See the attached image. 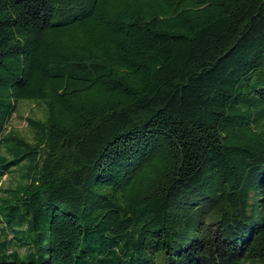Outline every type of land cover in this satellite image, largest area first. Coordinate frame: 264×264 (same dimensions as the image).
Here are the masks:
<instances>
[{"label":"trees","instance_id":"1","mask_svg":"<svg viewBox=\"0 0 264 264\" xmlns=\"http://www.w3.org/2000/svg\"><path fill=\"white\" fill-rule=\"evenodd\" d=\"M15 170L0 264H264V0H0Z\"/></svg>","mask_w":264,"mask_h":264},{"label":"rangeland","instance_id":"2","mask_svg":"<svg viewBox=\"0 0 264 264\" xmlns=\"http://www.w3.org/2000/svg\"><path fill=\"white\" fill-rule=\"evenodd\" d=\"M43 107L31 102L21 101L16 105V112L12 114L8 125L7 131H13L19 136L30 141L32 133L30 132L27 124V119H43ZM21 170H15L14 173L5 175L0 181V189H13L16 185L22 182L21 180ZM5 239V235L0 232V241ZM8 239H11L10 235ZM11 251L14 250V247L10 248ZM21 256H24V250L18 251Z\"/></svg>","mask_w":264,"mask_h":264}]
</instances>
